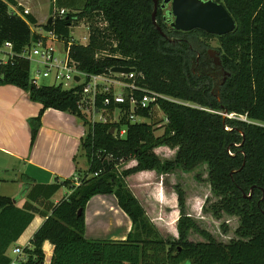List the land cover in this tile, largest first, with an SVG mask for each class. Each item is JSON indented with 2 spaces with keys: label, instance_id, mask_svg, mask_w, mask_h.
Wrapping results in <instances>:
<instances>
[{
  "label": "trees",
  "instance_id": "obj_1",
  "mask_svg": "<svg viewBox=\"0 0 264 264\" xmlns=\"http://www.w3.org/2000/svg\"><path fill=\"white\" fill-rule=\"evenodd\" d=\"M214 1L223 3L234 17L232 32L214 35L201 29L176 30L165 22L160 8L159 30L152 19L154 0H84L81 8L69 6L73 11L65 15L58 13L65 5L53 0V22L41 27L69 47V57L78 62L80 70L102 74L116 66L135 68L127 81L175 99L159 98L137 110L149 122H131L128 110L118 122L113 121L111 114L117 106L110 104L108 119L92 124L78 108L81 86H37L30 82L29 62L8 59L0 64V84L25 89L31 100L43 105L31 120L32 142L46 109L70 112L87 127L82 149L89 162L77 180L57 177L53 183L40 184L22 174L20 195L12 198L0 192V264H11L10 246L37 214L45 220L30 240L31 247L23 248L28 258L22 264H44L46 240L54 245L50 264H264V0ZM27 18L37 23L34 15ZM84 21L89 24L87 44L75 42L71 35ZM213 36L220 41L221 65L214 64L208 51L204 61L197 57L205 51L201 37ZM39 37L34 34L35 40ZM222 68L231 73L219 84L216 75ZM156 106L167 119L161 134H156L158 125L152 122ZM220 112L246 120L225 118ZM121 128H126L123 137L116 133ZM162 145L177 148L174 161L161 160L155 149ZM131 160L136 165L119 172V166ZM203 162L208 164L212 192L219 197L212 213L216 218L223 212L238 216L239 237L224 243L199 230L207 241L190 240V229L198 227L186 211L184 190L177 186L179 237L164 238L126 177L144 170L168 172L177 164L190 170ZM64 186L71 189L70 194L53 202L51 198ZM97 194L115 195L131 218L126 239L86 238L85 210Z\"/></svg>",
  "mask_w": 264,
  "mask_h": 264
},
{
  "label": "crops",
  "instance_id": "obj_2",
  "mask_svg": "<svg viewBox=\"0 0 264 264\" xmlns=\"http://www.w3.org/2000/svg\"><path fill=\"white\" fill-rule=\"evenodd\" d=\"M29 1L31 0H16L17 4L15 6L18 8L19 6L28 8L30 14L34 15L37 19V23L34 25L38 29H34V33L40 36H46L40 34L39 31L42 29L41 25L47 22L41 23L29 5H25V2ZM60 2L65 5L64 7L66 9H69L71 8L69 6H72V8L76 7V2L78 1L60 0ZM24 15L27 17L28 14ZM86 38L87 41L83 42L84 44H87L89 41V33ZM73 40L75 41L74 38ZM80 43L82 42L80 41ZM0 58L6 59L8 57ZM42 107L43 105L40 102L30 99L27 90L14 84H0V192L2 195L15 198L22 193L24 188V182L21 178L22 174L33 178L37 183L50 184L57 177L60 179L69 178L77 180L79 178L78 170L86 171L89 168L87 156L82 149V140L86 135L87 127L84 126L80 118L70 112L54 108L46 109L41 117L38 134L32 142L31 120L38 116ZM165 148L171 149L168 146L162 145L157 147L155 151L158 153V150ZM83 156L87 159L86 167L81 161ZM154 174L162 175L164 173H159L157 170H144L130 176H140L145 180L147 176L150 177V175L152 176ZM63 188H67L68 190L64 196L69 195L71 189L67 186ZM157 189L158 194L156 195L160 197V202L163 201L162 210H164L167 193L165 192L166 194L163 193V195L161 189ZM171 194V200L173 202L172 210L177 213L176 218L178 220L180 210L178 207L177 193L173 191ZM53 197L51 200L55 203L63 198L53 200ZM23 200L24 198L20 199V202H23ZM142 205L144 206L143 203ZM106 213H109L110 217L108 219H111L110 223L116 226L115 233H118L106 239H126L132 229V220L119 206L118 200L113 194H97L88 202L85 210L86 238L92 239L88 231L89 217H101L102 219ZM44 220L45 217L37 214L15 244L22 248L25 245L31 247L30 240ZM152 221L161 229L163 215L162 220L155 218V221ZM175 229L174 236L178 233L177 222ZM43 249L46 256L44 264H50L54 252V245L49 240H46L43 244Z\"/></svg>",
  "mask_w": 264,
  "mask_h": 264
},
{
  "label": "rangeland",
  "instance_id": "obj_3",
  "mask_svg": "<svg viewBox=\"0 0 264 264\" xmlns=\"http://www.w3.org/2000/svg\"><path fill=\"white\" fill-rule=\"evenodd\" d=\"M77 1L78 2H76V7H74L75 9L81 8L84 4V0ZM52 3L53 0H31L29 2H25V5H29L33 13L38 16L41 23H46L52 17ZM167 9H170V5H167ZM66 10H68V12L73 11L71 8ZM9 15L14 16V19L9 20ZM34 29H38V27H36L33 23L28 20V18L23 14V11L21 9L6 0H0V57L5 58L6 56H8L7 54L9 52V49L5 47V42L7 41L13 44L12 52L14 54L22 55L28 48L33 49L37 45V41L34 39ZM39 32L42 35H48V32L44 29H41V31ZM88 33L89 24L86 21L81 22L79 26L74 27L71 31V35L73 36L75 41H81L82 44H84L83 42L87 41L86 37ZM46 38H50V35ZM197 38L199 39V36H197ZM201 40L204 42V44L206 43L204 48L205 51L203 54L197 53V57L201 56L202 61H204V59L206 58L204 54L209 49L217 50L216 55L220 56V52L218 51L221 50L220 41L217 37L213 36L207 39L201 37ZM54 47L57 51L58 56L63 57V49L65 47V44L61 40L56 39V41H54ZM5 51L7 53H5ZM211 58L214 59L212 56ZM13 59L29 62L30 75H35V71L38 66L35 60L29 61L18 56L13 57ZM230 73L231 72L228 69H222L221 72L217 73L216 81L221 84L223 82V79L227 77V75ZM114 76L115 78L120 79V75ZM39 83L41 85H53L54 82L52 77H41ZM218 87L219 85L216 86L217 90ZM218 93L219 91L217 92V94ZM176 101L187 105L195 106L191 102H185L182 100ZM220 113L223 114L225 118L235 117L237 119L246 120V118L243 116L238 117L234 114L224 112ZM117 115L118 114L115 113V117H117ZM99 117V114H96L95 120L98 121ZM141 121L149 122L150 119L143 118L141 119ZM152 122H155L158 125L156 134L163 133L162 126L167 122V119L164 112L159 106H156L154 108ZM176 152L177 148L175 150L165 148L158 150L157 154L159 155L161 160L165 162L168 160L174 161ZM81 161L86 167L87 159L85 156L81 158ZM136 162L137 161L135 160H131L122 163L119 166V172H122L130 166H133L134 164H136ZM84 172V170H80L78 175H84ZM159 173L164 174H154L152 176L150 175V177L147 176L145 180H143L140 176H128L126 177V182L128 187L138 197L139 201L141 200L140 202L144 204L149 219L155 221V218H159L160 220H162L163 215V225L160 227L161 229H159L158 227L157 228L164 238L174 240L178 239L179 237V233H177L176 236L173 235L176 231L175 227L177 222V213L173 212L172 210L173 202L171 200V193L173 191L176 192L177 186L184 190L186 195V211L188 215L192 217L198 227V229H190V240L207 241L206 236L203 235L199 230L207 231L208 234L212 235L218 241L224 243H229L232 239H237L239 237L236 232L240 224V219L238 216L223 212L221 218H216L212 213L213 205L219 200V197L215 196L212 192L211 184L209 181V168L207 163L203 162L190 170H186L182 166L177 164L172 170L168 172L166 171ZM157 188L161 189L162 194L165 192L167 193V200L165 199L166 206L164 207V210H162L163 201L160 202V197H157L156 195L158 194ZM66 191H68L67 188L62 187V189L54 195L53 200L61 199L66 194ZM203 207L205 208V210L203 209ZM109 217V213H106V215L102 219L101 217H89L88 231L92 239H106L109 238L111 235L118 234L117 232L115 233L116 226H113L112 223H110L111 219H108ZM25 246H23V248ZM17 247L22 248L21 246L16 245L15 243L12 244L8 250V255L12 258L13 261L16 262V264H22L23 261L27 260L28 256L25 253H22L21 255L15 253L14 249Z\"/></svg>",
  "mask_w": 264,
  "mask_h": 264
},
{
  "label": "built area",
  "instance_id": "obj_4",
  "mask_svg": "<svg viewBox=\"0 0 264 264\" xmlns=\"http://www.w3.org/2000/svg\"><path fill=\"white\" fill-rule=\"evenodd\" d=\"M22 11L23 14H30L28 8L23 7ZM58 13L65 15L68 10L60 8ZM49 35L50 38H46ZM47 36H41L39 40H36L37 45L33 49L28 48L22 55L14 54L12 52L13 44L9 41L5 42V47L9 49L8 58H0V64L7 62L8 59H13L15 56L29 61L35 60L38 66L35 75H30L31 83L40 86L39 80L41 77H52L54 85H61L65 89L81 86V90L78 92V108L89 118L92 124L98 121L104 122L108 119L110 114L107 111V106L110 104L117 106L111 114L113 121L118 122L121 114L128 110V118L131 122H142L141 119L144 117L137 114V110L148 108L150 104L156 102L159 98L173 100L155 91L140 88L135 82L127 81L128 78H133L136 71L130 74L114 73L112 71L102 74H87L80 70L78 62L69 57V47L64 42L63 57H59L54 47V41L59 39L52 32H48ZM5 53L7 52L5 51ZM114 75H120L121 80L115 78ZM137 92H142V94L137 96ZM102 96H104L101 99L102 105L99 106L98 101ZM115 113L118 114L117 117H115ZM96 114L100 116L98 121L95 120ZM116 133L119 137H123L126 128H121ZM14 252L21 255L24 250L17 247ZM11 264H16V262L12 260Z\"/></svg>",
  "mask_w": 264,
  "mask_h": 264
},
{
  "label": "water",
  "instance_id": "obj_5",
  "mask_svg": "<svg viewBox=\"0 0 264 264\" xmlns=\"http://www.w3.org/2000/svg\"><path fill=\"white\" fill-rule=\"evenodd\" d=\"M167 4H171L169 15L170 26L180 31H190L194 29H201L207 33L214 35H224L232 32L236 28V21L230 14L228 9L223 3L214 0H163L161 4L165 7ZM159 6V0H154V10L152 13V19L157 25V28L161 30V27L157 24L156 16ZM53 22V17L48 20V24ZM163 35L165 33L161 31ZM208 53L214 58L215 65H221L222 61L220 56L216 55L217 50L209 49ZM114 73L130 74L135 72V68L116 66L111 69ZM79 79L78 77L76 78ZM114 130H112L113 132ZM82 209L79 210V213Z\"/></svg>",
  "mask_w": 264,
  "mask_h": 264
},
{
  "label": "flooded vegetation",
  "instance_id": "obj_6",
  "mask_svg": "<svg viewBox=\"0 0 264 264\" xmlns=\"http://www.w3.org/2000/svg\"><path fill=\"white\" fill-rule=\"evenodd\" d=\"M163 3V0H159V6H158V9L160 8L161 10H162V13H163V18H164V20H165V22L169 25V27H171L170 26V19H172L171 18V16L169 15V11H170V9H171V4H167V5H170V9H167V5L165 6V7H162L161 6V4ZM165 10H166V12H165ZM172 28V27H171ZM210 56V55H209ZM211 57V56H210ZM213 62H214V59H213ZM223 69V68H222ZM225 79H226V77L223 79V81H225Z\"/></svg>",
  "mask_w": 264,
  "mask_h": 264
}]
</instances>
